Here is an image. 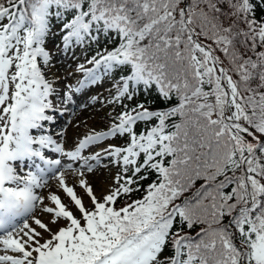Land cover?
<instances>
[{"label": "snow or ice", "instance_id": "obj_1", "mask_svg": "<svg viewBox=\"0 0 264 264\" xmlns=\"http://www.w3.org/2000/svg\"><path fill=\"white\" fill-rule=\"evenodd\" d=\"M54 21L61 52L95 46L59 105L45 74ZM105 78L121 112L66 149L45 125ZM153 91L170 106L124 103ZM117 136L124 146L85 155ZM110 165L98 197L86 175ZM49 174L70 205L37 194ZM0 264H264V0H0Z\"/></svg>", "mask_w": 264, "mask_h": 264}, {"label": "rangeland", "instance_id": "obj_2", "mask_svg": "<svg viewBox=\"0 0 264 264\" xmlns=\"http://www.w3.org/2000/svg\"><path fill=\"white\" fill-rule=\"evenodd\" d=\"M59 27H54L52 29L51 38L47 39V47L50 49L52 56L51 66L45 68L46 78L53 81L54 87L56 89V94L50 97L54 105L60 104V97L63 96L66 91L67 85L77 86V82L84 78L83 73L77 70V67L81 63L86 64V56L90 57V54L81 48H76L70 50L67 53L60 51L61 41H59ZM86 67H91V65H86ZM115 89L112 88V80L105 78L102 82H98L92 85L80 93L73 94V101L63 105V112L54 113V121L50 124L45 125V129L50 131L54 138L59 142L63 143L66 149H71L78 139H82L85 135L92 131H105L104 116L110 115L114 116L120 109L121 105L110 103L112 100V93ZM96 98V99H93ZM139 100V95L136 97ZM124 102H127L125 100ZM77 111L82 112L80 119L75 123L73 122L74 113ZM65 124V126H63ZM60 127H62L60 129ZM62 130L63 139L58 135ZM106 148L103 143L98 145H93L85 150V155H90L93 152L101 151V149ZM45 154L49 158L61 159L62 165L70 163L66 158L61 157L59 154L52 152L50 149H45ZM104 164H110L109 160H104ZM18 171L21 175L26 174L27 171H35L31 161L18 162ZM117 169L115 166L110 165L109 168L103 166L99 167L94 173L87 174L86 179L93 186L96 195L99 197L103 194L107 187L112 182V177L115 175ZM66 178L69 186H73L75 177L71 173H66ZM38 195L47 196L49 193H54L58 195L62 202L70 205V200L67 195L58 187V182L51 178L49 174V185L43 189H37ZM77 195L83 196V192L79 187L76 188ZM45 205L53 206L50 201L45 200ZM85 204L90 207V204L85 197ZM41 205H37L35 210V217L41 219L44 223L49 224L50 227L64 226L65 222L60 221L59 225H51L50 215L41 211ZM29 224L32 227H36L32 223V219L29 218ZM37 231H42L37 228ZM45 237L47 234L44 233Z\"/></svg>", "mask_w": 264, "mask_h": 264}, {"label": "trees", "instance_id": "obj_3", "mask_svg": "<svg viewBox=\"0 0 264 264\" xmlns=\"http://www.w3.org/2000/svg\"><path fill=\"white\" fill-rule=\"evenodd\" d=\"M261 13L258 12L257 15L259 16ZM53 24H56L58 26L59 23L57 22H53ZM103 46V45H102ZM108 47L111 48L112 45L111 44H108ZM94 49H95V46H93L92 49H89L90 51H92L94 53ZM139 103H145L147 106H149L150 108L152 109H157V108H166L170 105L168 104H165L163 101L159 100L156 96V93L153 91L151 92L150 94H144L143 98L141 99V101ZM129 107L133 106L134 104L133 103H127ZM110 120V119H109ZM112 123V120L110 121ZM110 125V124H109ZM146 125L143 123V122H139L137 125H136V131L137 132H140V131H143L145 129ZM118 139L122 140L123 144H126L127 142V137H120V136H117ZM116 137L115 139L118 140ZM155 179V175L154 174H149L148 175V179L147 180H144V181H141L140 182V185H139V188L140 190L139 191H135V192H132L131 195L129 197H121L118 201H117V204H116V207H120L122 206L126 201L127 202H131L132 200H137V199H141L143 197V195L145 194L144 192V189L147 188V185L149 183L152 182V180ZM133 187H137V185H133ZM199 228L197 227L196 229L193 230L194 231H198Z\"/></svg>", "mask_w": 264, "mask_h": 264}, {"label": "bare ground", "instance_id": "obj_4", "mask_svg": "<svg viewBox=\"0 0 264 264\" xmlns=\"http://www.w3.org/2000/svg\"><path fill=\"white\" fill-rule=\"evenodd\" d=\"M75 115H74V118H73V122L72 123H75L74 121H78L79 119H80V117H81V115H82V112H80V111H77L76 113H74ZM63 126H65V124H63ZM62 127H60V129H61ZM61 132H62V130H61ZM60 132V133H61Z\"/></svg>", "mask_w": 264, "mask_h": 264}]
</instances>
